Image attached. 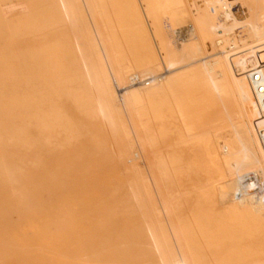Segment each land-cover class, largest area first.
I'll return each instance as SVG.
<instances>
[{"label":"rangeland","instance_id":"rangeland-1","mask_svg":"<svg viewBox=\"0 0 264 264\" xmlns=\"http://www.w3.org/2000/svg\"><path fill=\"white\" fill-rule=\"evenodd\" d=\"M24 1L0 0V155L9 171L0 174V264H78L95 252L103 264H156L154 252L142 251L146 224L185 227L190 219L197 264H264L252 259L264 250V229L228 221L217 198L204 195L215 178L188 164L196 142L179 136L161 96L153 98L160 115L146 125L145 153L169 160L159 180L171 209L152 214V189L138 202L134 184L146 182L147 155L90 109L97 98L78 49L88 20L55 14V0ZM131 2L108 0L102 20L128 21ZM121 39L135 58L147 55L138 34Z\"/></svg>","mask_w":264,"mask_h":264},{"label":"bare ground","instance_id":"bare-ground-1","mask_svg":"<svg viewBox=\"0 0 264 264\" xmlns=\"http://www.w3.org/2000/svg\"><path fill=\"white\" fill-rule=\"evenodd\" d=\"M55 1V14L80 15L81 0ZM132 12L142 33L155 39L146 44L145 58L132 56L125 44L104 42L95 21L80 32L78 49L96 93L91 112L107 119L113 136L122 135L147 155L142 159L146 182L134 184L138 202L152 189L157 198L152 214L171 209L159 180L169 160L145 153L151 142L144 132L153 98L160 95L172 104L179 136L196 142L189 149V164L215 178L204 195L217 198L228 221L238 216L247 231L264 229L259 137L264 131V0H139ZM153 69L161 73L150 76ZM125 70L142 74L128 76ZM0 174H9L1 155ZM245 175H256L260 185L247 183L243 190ZM185 227L173 223L163 229L149 221L142 251L154 252L156 264H197L191 251L199 240L197 220H188ZM99 255L95 252L92 261L81 255L77 263L103 264ZM252 259H264V250Z\"/></svg>","mask_w":264,"mask_h":264},{"label":"crops","instance_id":"crops-1","mask_svg":"<svg viewBox=\"0 0 264 264\" xmlns=\"http://www.w3.org/2000/svg\"><path fill=\"white\" fill-rule=\"evenodd\" d=\"M108 0H81L80 3V9H81V13L78 17H68L69 19H74V20H81L86 18L88 20V25H86V27H94L93 21L96 22V25L100 28L101 32H103V34H101V37H103V41L104 42H108V43H114V44H122L120 41L122 40V36L123 35H127L130 32H134L136 34H138L140 37H142L145 40V44H144V48L143 50L146 51V44L149 42H153L155 43V39L152 35H146L142 33V29L141 27L142 24L140 23V21L138 19H135L133 16V8L136 4H139V0H132L130 6L127 8V17H128V21L123 22V23H117V22H111V21H103L102 18L105 17V5H107ZM20 4L22 3H26L24 0H20V2H18ZM90 12L93 13V17L90 15ZM82 28V29H84ZM124 28H130V30L124 29ZM82 31V30H81ZM130 31V32H129ZM80 37V35H79ZM128 49V47H127ZM129 52V50H127ZM147 54H148V50H147ZM145 58L144 56H142L140 59L141 60ZM125 73L128 76H140L142 74V70H125ZM149 82V79L147 80ZM137 82H139V84L141 83L140 80H137ZM160 96V95H159ZM162 97V96H161ZM167 101V100H166ZM168 105L170 106V109L173 112L172 109V104L169 103V101H167ZM152 110L150 111V121H155L158 118V116L160 115L158 109H156L155 105L152 102L151 105ZM175 115V114H174ZM176 120V119H175ZM177 122V121H176ZM178 128V126H177ZM178 130V129H177ZM190 154L189 150L187 152V162H188V155ZM189 164V162H188ZM192 166V164H189Z\"/></svg>","mask_w":264,"mask_h":264},{"label":"built area","instance_id":"built-area-1","mask_svg":"<svg viewBox=\"0 0 264 264\" xmlns=\"http://www.w3.org/2000/svg\"><path fill=\"white\" fill-rule=\"evenodd\" d=\"M238 8L234 7L233 8V11H237ZM260 137V140H261V143L264 147V131H262L259 135ZM247 183H255V187L259 186L260 185V179L256 177V175H245L243 180H242V188L243 190L247 191Z\"/></svg>","mask_w":264,"mask_h":264}]
</instances>
